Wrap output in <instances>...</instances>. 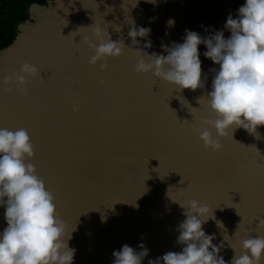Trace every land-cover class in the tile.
Masks as SVG:
<instances>
[{"label": "water", "instance_id": "obj_1", "mask_svg": "<svg viewBox=\"0 0 264 264\" xmlns=\"http://www.w3.org/2000/svg\"><path fill=\"white\" fill-rule=\"evenodd\" d=\"M245 3L34 2L14 40L0 49V128L30 133L35 145L30 162L54 193L68 231L75 229L69 241L76 250L73 264H113V252L125 244L137 251L145 244L149 254L142 264L181 252L185 245L177 242L178 229L186 216L180 204L192 199L209 206L205 218L214 213L203 229L214 236V244H223L220 256L226 264L235 251L243 252V239L264 236V227H257V218L264 216V126L257 129L259 139L243 128L232 134L230 129L219 137L220 151L206 148L193 130L202 119H215L207 93L215 74L211 69L219 65L203 55L206 45L199 46L205 86L195 91H179L152 71H135L137 48L167 55L162 45L183 43L186 29L205 38L215 31L230 37L227 18H237ZM169 19L175 22L171 27ZM133 24L150 29L136 45L128 35ZM97 25L126 47L118 57L91 64L95 52L84 38L98 43ZM149 40L151 47L145 48ZM24 62L39 69L29 77L28 96L15 83L3 82ZM211 131L215 137L216 130ZM4 212L0 206V233L7 227Z\"/></svg>", "mask_w": 264, "mask_h": 264}, {"label": "clouds", "instance_id": "obj_2", "mask_svg": "<svg viewBox=\"0 0 264 264\" xmlns=\"http://www.w3.org/2000/svg\"><path fill=\"white\" fill-rule=\"evenodd\" d=\"M238 13L237 18L229 14L224 25L231 32L228 38L223 31H215L205 38L186 29L183 43L162 45L167 55L149 54L137 48L140 57L135 66L137 74L152 71L156 77L177 85L179 91H195L205 86L199 46L206 45L203 55L219 65L218 70L211 69L215 74L212 90L207 93V107L215 119H202L201 126H194L193 130L199 132L204 146L214 151L222 149L219 137L227 136L230 129L232 134L243 128L259 139L257 129L264 126V0H246ZM174 23L172 19L167 22L169 27ZM149 33L150 29L133 24L128 35L136 45L139 44L137 37H147ZM93 35L98 43L84 38L95 52L90 57L91 64L123 54L124 41L113 40L107 29L97 25ZM148 47H151L150 40L145 45ZM107 67V63L102 65V68ZM38 74L36 65L24 62L20 72L4 77L3 82L15 83L23 95L28 96L29 77ZM79 107L74 105L73 110L78 111ZM212 128L216 130L215 137ZM30 158H35V145L28 130L0 128V206H5L7 222L0 233V264H73L76 250L69 246V241L75 229L68 231L57 211L54 193L37 174ZM180 205L185 208L186 219L179 225L177 242L185 247L181 252L169 251L149 260L148 264H226L220 256L223 244H214V236L203 229L209 218H215L214 213L205 218L209 206L195 199ZM257 220V227H264V216ZM217 224L221 226V222ZM139 247L141 251L123 245L113 252V264H142L149 249L144 243ZM242 248L241 254L235 251L231 264H262L264 236L243 239Z\"/></svg>", "mask_w": 264, "mask_h": 264}, {"label": "trees", "instance_id": "obj_3", "mask_svg": "<svg viewBox=\"0 0 264 264\" xmlns=\"http://www.w3.org/2000/svg\"><path fill=\"white\" fill-rule=\"evenodd\" d=\"M47 0H0V49L9 45L17 34V26L29 16V6Z\"/></svg>", "mask_w": 264, "mask_h": 264}]
</instances>
